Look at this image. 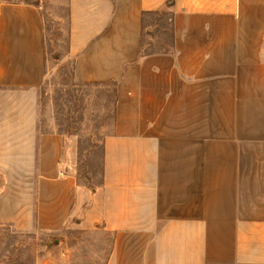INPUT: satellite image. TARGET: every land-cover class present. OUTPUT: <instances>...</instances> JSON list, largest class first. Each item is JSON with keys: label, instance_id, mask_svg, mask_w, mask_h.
Instances as JSON below:
<instances>
[{"label": "crops", "instance_id": "obj_1", "mask_svg": "<svg viewBox=\"0 0 264 264\" xmlns=\"http://www.w3.org/2000/svg\"><path fill=\"white\" fill-rule=\"evenodd\" d=\"M66 1L73 79L113 87L102 183L39 130L40 6L0 3V226L69 255L74 230L109 234L99 264H264V0ZM167 2L172 50L143 55Z\"/></svg>", "mask_w": 264, "mask_h": 264}, {"label": "rangeland", "instance_id": "obj_2", "mask_svg": "<svg viewBox=\"0 0 264 264\" xmlns=\"http://www.w3.org/2000/svg\"><path fill=\"white\" fill-rule=\"evenodd\" d=\"M39 1L43 17L44 77L37 89L41 132H57L66 141L67 166L78 186L88 193L102 183L103 140L113 131L114 93L111 85H83L72 75L68 55L66 0H0V3ZM149 23V20H148ZM145 36L154 44L168 37L161 29ZM145 32H150L147 27ZM150 32V33H151ZM165 33L164 35H161ZM157 49V46L154 47ZM55 237L36 232H19L0 226V264H99L108 253L111 235L95 232L83 236L73 231ZM59 242H61L59 244Z\"/></svg>", "mask_w": 264, "mask_h": 264}, {"label": "trees", "instance_id": "obj_3", "mask_svg": "<svg viewBox=\"0 0 264 264\" xmlns=\"http://www.w3.org/2000/svg\"><path fill=\"white\" fill-rule=\"evenodd\" d=\"M26 3V2H24ZM36 6L39 5V1H36ZM172 7L171 2H167L165 6L159 10L146 12L143 14V55H149L155 52H170L173 47V26H172V12L170 11V8ZM66 19H67V30H68V8L66 5ZM149 20V23H148ZM149 27L151 29L159 30L161 29V32H167L168 37L164 38L162 37L158 44H154L148 40L145 41V36L151 37L153 35V31L151 33L145 32V29ZM165 36V33L161 34ZM157 46V49H154V47ZM85 86L87 85H100V84H83ZM115 104V103H114ZM113 119H114V106H113Z\"/></svg>", "mask_w": 264, "mask_h": 264}]
</instances>
